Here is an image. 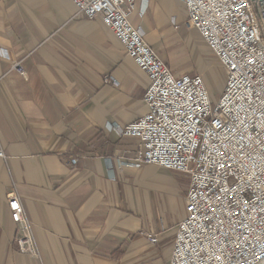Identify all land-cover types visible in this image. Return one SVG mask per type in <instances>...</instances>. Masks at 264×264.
Here are the masks:
<instances>
[{
    "label": "crops",
    "instance_id": "1",
    "mask_svg": "<svg viewBox=\"0 0 264 264\" xmlns=\"http://www.w3.org/2000/svg\"><path fill=\"white\" fill-rule=\"evenodd\" d=\"M186 18L181 0H137L132 13L176 75L204 73L210 87L203 58L189 66L208 49ZM148 85L113 31L70 0H0V264H170L189 179L161 173L155 184L149 165L136 166L139 140L115 126L146 113ZM13 190L38 256L15 243Z\"/></svg>",
    "mask_w": 264,
    "mask_h": 264
},
{
    "label": "built area",
    "instance_id": "2",
    "mask_svg": "<svg viewBox=\"0 0 264 264\" xmlns=\"http://www.w3.org/2000/svg\"><path fill=\"white\" fill-rule=\"evenodd\" d=\"M100 19L149 77L148 108L116 128L137 138L136 166L187 175L185 215L176 227L170 264H259L264 261V0H181L186 24L197 29L226 73L215 104L201 74L176 75L132 22L137 0H70ZM12 67L22 76L20 61ZM114 82H116L113 79ZM0 157L6 153L0 142ZM15 243L39 255L16 190L9 194ZM142 238L157 244L148 229Z\"/></svg>",
    "mask_w": 264,
    "mask_h": 264
},
{
    "label": "rangeland",
    "instance_id": "3",
    "mask_svg": "<svg viewBox=\"0 0 264 264\" xmlns=\"http://www.w3.org/2000/svg\"><path fill=\"white\" fill-rule=\"evenodd\" d=\"M185 25H186V27H188L187 24H185ZM188 29H189V27H188ZM190 29H193V28H190ZM191 33L193 34V39H194L193 41L194 42H197V44L200 45V43H201L200 42V38L199 37L198 38L196 37V33L194 31H192ZM198 41H199V43H198ZM206 47H207L208 50H205V53L202 52L201 55H199V53L197 52L196 55H195V57H194V60H192L193 58L190 60L191 62H190V65L189 66H191V67H194L195 65L198 66V63L200 61V58H203V66L206 68V70H209L210 71V73H208V75L206 74L207 75V78H209V83H210L209 85H210V87H208L205 74L204 73H201V72H198V73H201V75L204 77V79L206 81V84H207V87L209 89V92H210V94L212 96L213 102L216 104L219 101L220 96H221V93L223 92V89L225 87L226 73H225L224 68L219 63L217 57L211 52V50H209L208 46H206ZM197 49H198V51H200V48L199 47ZM209 59H211V62H208ZM109 80L113 81V77H111L110 75L107 76V81H109ZM146 165H149V164H146ZM147 167H150L153 170V171H151L149 173V175H151L153 177L151 179H154L153 182H155V184L158 183V182H163L162 180H160L161 179L160 177H162V176H159V174H161V173H164V174H172V176H174V178H177L178 180L179 179H185L187 181V179H188L187 175H185V174L178 173V172L171 171V170H166V169L163 170V168L158 167V166H155V165H149ZM164 182H167V181H164ZM182 189H183V193L182 194H184V188H182ZM176 227H177V225H176ZM142 229L151 230L154 233H157L159 235V237H160V234L157 231H154L151 228L143 227ZM140 231H139V233H140ZM175 231H176V228H175ZM160 240H161V237H160ZM159 243H160V241H159ZM159 243H157L155 245H158ZM38 249H39V247H38ZM39 252H40V250H39ZM259 264H264V263L261 262Z\"/></svg>",
    "mask_w": 264,
    "mask_h": 264
},
{
    "label": "bare ground",
    "instance_id": "4",
    "mask_svg": "<svg viewBox=\"0 0 264 264\" xmlns=\"http://www.w3.org/2000/svg\"><path fill=\"white\" fill-rule=\"evenodd\" d=\"M263 263H264V261H263Z\"/></svg>",
    "mask_w": 264,
    "mask_h": 264
}]
</instances>
